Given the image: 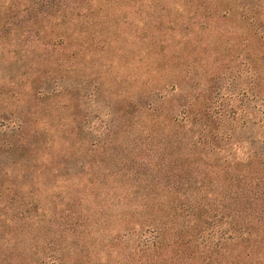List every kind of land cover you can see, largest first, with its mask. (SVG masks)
Masks as SVG:
<instances>
[{"label":"rangeland","instance_id":"obj_1","mask_svg":"<svg viewBox=\"0 0 264 264\" xmlns=\"http://www.w3.org/2000/svg\"><path fill=\"white\" fill-rule=\"evenodd\" d=\"M63 1L0 0V264H138L186 194L225 191L200 154H263L264 0Z\"/></svg>","mask_w":264,"mask_h":264},{"label":"trees","instance_id":"obj_2","mask_svg":"<svg viewBox=\"0 0 264 264\" xmlns=\"http://www.w3.org/2000/svg\"><path fill=\"white\" fill-rule=\"evenodd\" d=\"M26 1L29 3L28 6L22 8L15 6L13 14L15 17L31 9L36 13V19L37 16L40 19L48 18L57 14L53 11H58L60 4L64 2L63 0ZM72 1L76 2V0ZM83 1L81 0V7L77 6L75 9H82ZM257 14L260 13L256 11L255 16H252L254 20L251 21L255 24L253 27L257 28L256 30L262 27L258 23ZM256 43L259 44V38ZM149 109L155 112L153 107ZM184 111L187 117L188 110L184 108ZM203 111L204 117L208 116L206 123L214 120L219 124L224 117L223 109L212 112L210 108H205ZM207 126L210 127L208 123ZM208 133L212 137L211 140L209 139L210 151L218 150L220 140L229 147L231 139L229 136H220L218 131L220 140H217L216 135L213 136L210 131ZM202 139L206 140L205 137ZM13 149H17V146L10 150ZM253 156L258 162L249 161L243 167L237 165L219 167V164L211 166L207 164L206 153L204 156L200 154L198 159L195 154L198 162L195 165L192 161L190 165L198 168L206 165V170H213L223 183L222 189L225 191L216 196L213 192L209 194L208 189H204L208 192L194 194V200L192 195L186 194L185 197H189L187 202L193 201L194 205L174 207L177 215L181 217L182 230L178 228L176 231H171L166 227L165 222L158 220L150 231L153 234L152 240H145L136 246L138 264H264V150L263 154L254 152ZM256 170L261 174L260 177L256 176ZM194 171L196 172L197 168H194ZM176 195L177 192L174 193V196ZM165 229L169 232H165ZM170 233L178 235L169 237ZM149 248L152 254L149 260L144 262L145 253ZM65 263L61 257L58 264ZM45 264L51 263L49 261Z\"/></svg>","mask_w":264,"mask_h":264}]
</instances>
